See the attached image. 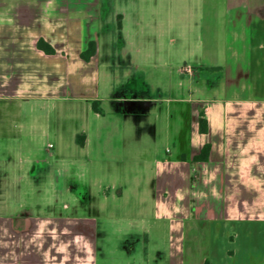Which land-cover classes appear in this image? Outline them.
<instances>
[{
  "label": "crops",
  "instance_id": "1",
  "mask_svg": "<svg viewBox=\"0 0 264 264\" xmlns=\"http://www.w3.org/2000/svg\"><path fill=\"white\" fill-rule=\"evenodd\" d=\"M100 9V0H0V191L25 196L20 182L30 188L51 172L36 170L51 158L49 107L68 101L88 107L85 123L73 136L76 145L97 152L100 163H122L126 180L138 178H128L127 166L134 164L131 149L141 152L143 141L147 146L144 135L152 126L138 122L151 106L162 108L160 138L172 135L171 107L162 105L175 98L161 97L160 89L153 94L150 87L157 69L174 63L175 53L184 62L179 72L198 81L205 74L206 96L191 102L187 153L154 159L155 191L167 200L188 186L189 208L193 199L203 197L208 251L200 264H221L218 235L235 246L225 249V259L242 250L252 264H264L259 238L252 237L264 230V0H199L196 10L186 8L183 14L135 16L120 51L134 72L125 76L140 91L117 94L96 41ZM164 38H170V47ZM90 39L96 51L84 60L80 54ZM39 40L53 53L39 48ZM134 105L145 110L137 120ZM201 113L207 122L204 133L199 131ZM205 144L207 159L194 160ZM8 208L0 205V264H97L96 216Z\"/></svg>",
  "mask_w": 264,
  "mask_h": 264
},
{
  "label": "rangeland",
  "instance_id": "2",
  "mask_svg": "<svg viewBox=\"0 0 264 264\" xmlns=\"http://www.w3.org/2000/svg\"><path fill=\"white\" fill-rule=\"evenodd\" d=\"M229 1L231 3L233 0ZM198 2L199 0L178 2L176 0H100V26L96 41L101 59L105 60L107 71L111 75L113 94L123 90L140 91V85L134 87L130 79L125 76L133 70L126 66L120 51L126 31L129 32L132 28L133 18L140 14L147 17V14H165L169 11L183 14L186 8L196 10ZM206 6L208 7L207 4ZM205 13L207 14L208 11L206 10ZM170 42V38H164L166 47H170ZM174 44L178 45L177 40ZM173 58L174 63L170 66L157 69L158 73L154 70L157 78L152 80L154 84L150 82L153 94L160 89L161 97L169 96L178 100L164 101L162 105L164 108L171 107L172 116L168 119L170 123L168 127L172 130V135L169 140L160 138L161 128L164 127V120L162 122L160 118L162 108L159 104L151 106L148 114L146 113L145 118H142L143 120L138 124L141 127L151 125L152 129L156 128V130L149 131L148 135L145 133L147 146L144 141L141 142L139 145L141 152L136 153L135 148L131 149L130 158H133L134 164L127 166L128 178L137 176V180L131 178L126 180L123 177L122 163L118 164L115 161L100 163L96 158L97 152L92 154L76 145L73 136L85 123L88 107L86 102L68 101L62 105L49 107V122L53 130L50 142L53 147L47 148L49 150L47 153L51 158L48 164L36 165V170L37 172L41 170L43 174L52 168L51 172L46 173L45 179L37 178L30 188H27L26 181L20 182L24 185V192L27 193L25 196L12 195L9 190L0 191V205L5 203L8 209L17 212L22 207L28 206L36 212L60 211L96 216L99 222L103 223L102 226L106 231V237L100 240L102 252L98 256L97 264H200L202 257L208 251L204 231L207 213L204 211L206 208L202 206L203 197L200 196L198 200L193 199L189 208L185 197L188 186L180 188V196L174 193L167 200H163L159 190L155 191L157 182L154 159L168 157L169 154L176 157L187 153L190 105L191 102L206 96V89H203L207 87L204 82L205 74L199 81L196 76L191 78L186 72H179L180 67L184 65L179 56L174 53ZM177 82L178 89H176ZM143 110L144 108L134 105L133 120L142 116L145 111ZM131 123L134 126L135 122ZM155 142L156 146L153 145ZM166 148L168 154L165 152ZM79 156L84 161L72 163L71 159ZM57 169L62 172L58 173ZM67 187H70L68 191ZM83 194L85 198L82 197ZM130 232L138 234L139 243L135 252L127 253L118 246L124 235ZM252 237L254 241L259 238L257 245L261 251L258 253L264 256L262 242L264 230H260L258 235L255 233ZM214 238L217 239L219 263L252 264L248 260L249 256L242 250L233 259H225V249L230 247L234 249L235 246H231L221 235ZM214 250L215 245H213V254Z\"/></svg>",
  "mask_w": 264,
  "mask_h": 264
},
{
  "label": "trees",
  "instance_id": "3",
  "mask_svg": "<svg viewBox=\"0 0 264 264\" xmlns=\"http://www.w3.org/2000/svg\"><path fill=\"white\" fill-rule=\"evenodd\" d=\"M38 47L45 50L48 53H53L54 51L51 46H49L48 44H45L44 41L42 40H39ZM95 51H96V42L95 40L90 39L87 43V48L81 52L80 56L84 60H89V58L95 53ZM92 106L94 109L97 110V107L95 106L94 102L92 103ZM206 130H207V122L203 114L201 113L199 117V131L201 133H204L206 132ZM208 152H209V145L205 144L202 147L200 153L194 156V160H206L208 157ZM204 264H208V262L205 261Z\"/></svg>",
  "mask_w": 264,
  "mask_h": 264
},
{
  "label": "flooded vegetation",
  "instance_id": "4",
  "mask_svg": "<svg viewBox=\"0 0 264 264\" xmlns=\"http://www.w3.org/2000/svg\"><path fill=\"white\" fill-rule=\"evenodd\" d=\"M82 197L85 198V195L83 194ZM102 224L103 223L99 222V220L97 219L94 225V229H93V237L95 238V241L97 242L96 244L97 256H99L102 252L100 240L106 237V231L104 227L102 226ZM138 243H139L138 234H134L133 232H130L124 235V238L122 239L118 247L122 249L123 251L130 253V252L136 251L137 249L136 247Z\"/></svg>",
  "mask_w": 264,
  "mask_h": 264
},
{
  "label": "built area",
  "instance_id": "5",
  "mask_svg": "<svg viewBox=\"0 0 264 264\" xmlns=\"http://www.w3.org/2000/svg\"><path fill=\"white\" fill-rule=\"evenodd\" d=\"M184 71H190L189 69L184 68Z\"/></svg>",
  "mask_w": 264,
  "mask_h": 264
}]
</instances>
